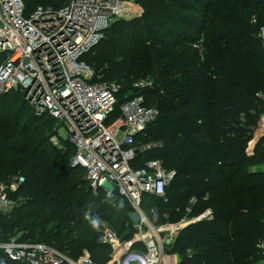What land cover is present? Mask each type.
Listing matches in <instances>:
<instances>
[{"label":"trees","instance_id":"obj_1","mask_svg":"<svg viewBox=\"0 0 264 264\" xmlns=\"http://www.w3.org/2000/svg\"><path fill=\"white\" fill-rule=\"evenodd\" d=\"M136 1L143 14L113 22L84 59L98 81L121 85V100L138 93L137 81L153 82L141 93L159 116L136 137L140 149L152 144L137 165L159 159L176 176L168 203L146 195L143 208L161 224L211 210L179 232L170 250L177 264H264V170L255 168L264 165V131L249 153L264 116V0ZM24 3L31 11L54 0ZM54 121L20 93L0 96V187L25 178L10 193L17 204L0 213V242L45 243L74 259L88 250L105 264L112 249L98 242L100 223L131 239L130 205L90 187ZM0 264L26 263L0 251Z\"/></svg>","mask_w":264,"mask_h":264},{"label":"built area","instance_id":"obj_2","mask_svg":"<svg viewBox=\"0 0 264 264\" xmlns=\"http://www.w3.org/2000/svg\"><path fill=\"white\" fill-rule=\"evenodd\" d=\"M143 12L136 0H54L31 11L24 0H0V53L5 54L0 62V96L20 93L34 114L49 115L66 127V139L76 149L71 165L85 168L94 191L115 192L130 205L131 239L100 223L98 242L112 249L105 264H165V254L179 232L211 215L207 210L197 218L164 225L151 220L143 208L145 196L168 203V187L176 176L159 159L137 165L140 150L152 144L140 149L136 137L159 116L141 93L153 82L137 81L138 93L127 92L121 100V85L98 81L84 59L113 22L134 19ZM258 35L264 46V27ZM51 141L58 144L59 138L53 136ZM24 181L23 176H14L0 187V213L14 207L10 193ZM0 251L26 264H102L88 250L74 259L48 244L15 238L0 242Z\"/></svg>","mask_w":264,"mask_h":264},{"label":"rangeland","instance_id":"obj_3","mask_svg":"<svg viewBox=\"0 0 264 264\" xmlns=\"http://www.w3.org/2000/svg\"><path fill=\"white\" fill-rule=\"evenodd\" d=\"M264 123V117H262L261 119H260V121L258 122V127L255 129V132H254V139L251 141V143H250V145H249V147H251L250 149H249V151H251L252 149H253V147H254V145L256 144V142L258 141V139L260 138V131H264V127H262V124ZM59 122H55L54 121V123H53V126H54V128H57L58 126H59ZM59 134L63 137V138H66L67 136H68V131H67V129H66V127H61V129H60V131H59ZM255 168H259V169H263L264 168V165L262 164V165H258V166H256ZM86 186V185H85ZM86 188V187H85ZM107 188H110V186L109 185H107ZM105 190V189H104ZM11 199L14 201V204H17V202H18V198H16L15 196H11ZM129 216H130V218H131V211L129 212ZM187 218H188V216H186ZM198 217V216H197ZM196 217V218H197ZM185 218V217H184ZM188 219H192V218H188ZM152 220H154L155 222H157V223H160L159 222V219H157V220H155V219H152ZM181 221V220H180ZM180 221H176V222H180ZM105 224H107V225H109V226H111V224H109V223H107V222H104ZM165 223H168V221L167 222H165ZM164 223V224H165ZM164 224H161L160 223V225H164ZM188 226V225H187ZM112 227V226H111ZM13 238V237H12ZM89 252V251H88ZM90 253V252H89ZM91 255V254H90ZM177 258H176V256L174 255V254H171L170 252H167L166 254H165V257H164V262H165V264H171L173 261H175Z\"/></svg>","mask_w":264,"mask_h":264},{"label":"crops","instance_id":"obj_4","mask_svg":"<svg viewBox=\"0 0 264 264\" xmlns=\"http://www.w3.org/2000/svg\"><path fill=\"white\" fill-rule=\"evenodd\" d=\"M257 169H259V168H257ZM262 170H264V168ZM174 255L176 256L177 259L175 261H173L171 264H177L179 262V256L177 254H174Z\"/></svg>","mask_w":264,"mask_h":264},{"label":"water","instance_id":"obj_5","mask_svg":"<svg viewBox=\"0 0 264 264\" xmlns=\"http://www.w3.org/2000/svg\"><path fill=\"white\" fill-rule=\"evenodd\" d=\"M253 151L251 150V151H249V153H252ZM72 167H77V165L76 164H72Z\"/></svg>","mask_w":264,"mask_h":264}]
</instances>
